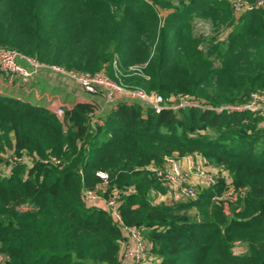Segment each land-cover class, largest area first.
I'll list each match as a JSON object with an SVG mask.
<instances>
[{
	"label": "trees",
	"instance_id": "trees-1",
	"mask_svg": "<svg viewBox=\"0 0 264 264\" xmlns=\"http://www.w3.org/2000/svg\"><path fill=\"white\" fill-rule=\"evenodd\" d=\"M241 1L253 8L238 16L229 0H0V49L105 72L166 105L122 100L93 122L96 106L77 102L61 121L0 94V264H120L121 230L85 190L118 195L148 264H264V116L218 111L264 94L263 0ZM195 18L212 39L194 36ZM184 95L196 106L173 109ZM8 151L31 164L8 163ZM196 155L230 177L228 210L220 175L194 199L158 202L171 189L156 170Z\"/></svg>",
	"mask_w": 264,
	"mask_h": 264
},
{
	"label": "built area",
	"instance_id": "built-area-1",
	"mask_svg": "<svg viewBox=\"0 0 264 264\" xmlns=\"http://www.w3.org/2000/svg\"><path fill=\"white\" fill-rule=\"evenodd\" d=\"M240 10H251L253 6L248 5L241 0L236 1ZM262 1L257 4V8L262 5ZM0 70L9 76L18 78V80L24 84L29 83L33 77H35L41 70H47L60 75L62 78L78 84L87 94L100 95L105 103L108 105H114L118 101L129 100L137 101L142 105L152 108L155 111H160L164 108L165 100L162 96L152 93L148 94L139 89H131L120 83L112 80L105 72L97 73H78L73 71H66L63 68L57 66H48L41 64L35 59L25 57L20 53L8 50L0 49ZM264 98V94H252V102L244 106H228L220 108L218 111L226 109L229 112H242L244 110H250L252 112L260 111L261 104L257 105L259 101ZM180 104L172 106L176 109L180 106H192L195 105L190 101H185L187 97H181ZM176 101V100H175ZM263 101V100H262ZM196 106V105H195ZM55 115L61 119L65 115L63 108L55 110ZM97 115H93L92 120L95 122ZM14 159V160H13ZM187 163V171L189 173H196L197 178L202 179L204 182L211 184L215 183V178L222 172L210 165L205 159L196 155L192 158H185ZM32 160L29 156L15 157L12 153V157L9 159L10 164L26 163L31 164ZM54 163H58L53 159ZM210 170L212 175H207ZM159 180L170 187L171 191L177 195L186 199L196 198V190L194 185H189L185 180V175L181 170V163L179 159L167 158L164 168L157 169ZM98 176L106 181L107 174L99 172ZM106 185L104 183L103 187ZM83 202L87 207H97L106 211L112 219L117 223L120 228L123 239L120 247V264H148L152 261L150 256L151 246L145 239L143 232L135 227L127 226L121 216L119 208L118 195L114 194L110 198L103 197L97 191L85 190L82 194Z\"/></svg>",
	"mask_w": 264,
	"mask_h": 264
},
{
	"label": "crops",
	"instance_id": "crops-1",
	"mask_svg": "<svg viewBox=\"0 0 264 264\" xmlns=\"http://www.w3.org/2000/svg\"><path fill=\"white\" fill-rule=\"evenodd\" d=\"M82 89L78 84L62 79L59 75L51 73L47 70H41L29 83H22L18 78L9 76L0 72V94L19 99L34 105L42 106L51 112H55L58 108H63L66 112L71 109L77 102H92L96 106L97 117L103 115L112 105L105 103L100 95H80L76 94V89ZM83 90V89H82ZM129 101V100H128ZM186 157L180 159L181 170L185 175V180L189 185H199L204 187L199 178L194 173L187 171ZM194 158V157H187ZM179 199L181 196L173 191H168L166 195L160 197L162 199L172 200Z\"/></svg>",
	"mask_w": 264,
	"mask_h": 264
},
{
	"label": "rangeland",
	"instance_id": "rangeland-1",
	"mask_svg": "<svg viewBox=\"0 0 264 264\" xmlns=\"http://www.w3.org/2000/svg\"><path fill=\"white\" fill-rule=\"evenodd\" d=\"M229 1L231 3L232 7L234 8L235 14L239 16L240 12H241L240 9L242 7L238 6V3L236 2L238 0H229ZM262 3H263L262 5H264V0L262 1ZM192 27H193L194 36H196V37H201V38H204L206 40H209V39H212L215 36V27L212 25V23L209 20H205V19H201V18H195L193 20V22H192ZM228 31L229 30H227L225 27H222L220 29V33H219L220 34V38H225L227 33H228ZM0 72L3 73L1 70H0ZM49 72H51V71H49ZM51 73H54V72H51ZM62 79H64V78H62ZM76 91H77L76 94H80V95H86L87 94L84 90L79 89V88L76 89ZM181 97H186V96L184 95V96H181ZM262 100L257 103V105L261 104L263 106V107L260 108L262 110L256 111V112L259 113L260 115L264 116V98ZM60 120L64 121V116ZM5 157L9 160L10 157H12V152L8 151L6 153ZM194 175H195V177H197L196 173H194ZM207 175H212L210 170L208 171ZM218 176L215 178L216 181L218 180V178L222 177V180H224V182H225V184H224V193H223L222 200H223V203L225 205V208L228 210L230 205L236 201L237 193L235 192V190H234V188L232 186L231 179H230V177L228 176L227 173L223 172V173L220 174V177H218ZM200 180L203 181L202 179H200ZM202 183L206 184V182H202ZM163 185H164V187H167L168 190L170 189L169 186H167L168 184L167 185L163 184ZM194 188L196 190V194H198L200 192V190L202 189L200 184L197 185V186L195 185ZM157 200H158V202L160 201L159 198ZM162 200H164L165 202L170 201V200H167V199H162Z\"/></svg>",
	"mask_w": 264,
	"mask_h": 264
},
{
	"label": "water",
	"instance_id": "water-1",
	"mask_svg": "<svg viewBox=\"0 0 264 264\" xmlns=\"http://www.w3.org/2000/svg\"><path fill=\"white\" fill-rule=\"evenodd\" d=\"M180 104V99H177L176 101H175V105H179Z\"/></svg>",
	"mask_w": 264,
	"mask_h": 264
}]
</instances>
